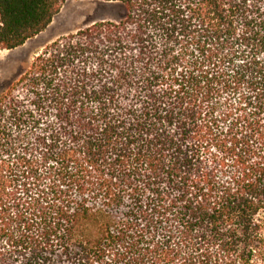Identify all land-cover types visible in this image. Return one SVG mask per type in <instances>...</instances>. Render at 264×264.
I'll use <instances>...</instances> for the list:
<instances>
[{"label":"trees","instance_id":"trees-1","mask_svg":"<svg viewBox=\"0 0 264 264\" xmlns=\"http://www.w3.org/2000/svg\"><path fill=\"white\" fill-rule=\"evenodd\" d=\"M102 1L0 94V264H264V0Z\"/></svg>","mask_w":264,"mask_h":264},{"label":"rangeland","instance_id":"rangeland-1","mask_svg":"<svg viewBox=\"0 0 264 264\" xmlns=\"http://www.w3.org/2000/svg\"><path fill=\"white\" fill-rule=\"evenodd\" d=\"M123 14L124 6L119 2L65 0L45 30L27 40L20 47L0 50V94L27 68L33 57L48 43L92 22L103 19L117 20Z\"/></svg>","mask_w":264,"mask_h":264}]
</instances>
